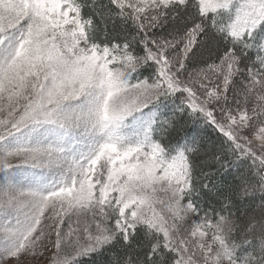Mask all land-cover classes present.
<instances>
[{
  "label": "snow or ice",
  "instance_id": "1",
  "mask_svg": "<svg viewBox=\"0 0 264 264\" xmlns=\"http://www.w3.org/2000/svg\"><path fill=\"white\" fill-rule=\"evenodd\" d=\"M86 260L264 264V0H0V264Z\"/></svg>",
  "mask_w": 264,
  "mask_h": 264
},
{
  "label": "trees",
  "instance_id": "2",
  "mask_svg": "<svg viewBox=\"0 0 264 264\" xmlns=\"http://www.w3.org/2000/svg\"><path fill=\"white\" fill-rule=\"evenodd\" d=\"M209 132H210V130H209ZM85 264H93V262L90 260H86Z\"/></svg>",
  "mask_w": 264,
  "mask_h": 264
}]
</instances>
